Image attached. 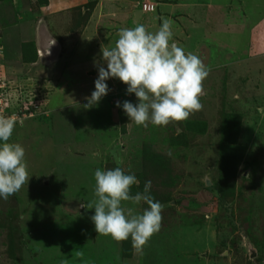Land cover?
Listing matches in <instances>:
<instances>
[{"label": "rangeland", "instance_id": "374dc122", "mask_svg": "<svg viewBox=\"0 0 264 264\" xmlns=\"http://www.w3.org/2000/svg\"><path fill=\"white\" fill-rule=\"evenodd\" d=\"M165 19L172 42L209 69L202 109L138 126L116 106L137 102L118 78L85 108L102 49L122 28L156 32ZM45 35L55 40L46 60L35 50ZM4 84L23 121L10 142L25 148L30 178L0 199V264H264V0H0V96ZM29 91L47 102L24 114ZM116 166L139 180L132 195L150 180L164 206L143 254L98 234L87 208L94 171ZM215 184L233 195L221 199Z\"/></svg>", "mask_w": 264, "mask_h": 264}, {"label": "clouds", "instance_id": "9594fccd", "mask_svg": "<svg viewBox=\"0 0 264 264\" xmlns=\"http://www.w3.org/2000/svg\"><path fill=\"white\" fill-rule=\"evenodd\" d=\"M172 41V22L167 19L156 32L148 31L142 24L122 28L115 46L102 49L106 67H98L94 91L86 98L84 107L98 106L110 91L106 81L118 78L127 86L126 94L134 93L137 102L117 101L116 106L138 126L147 127L149 123L167 126L200 111L203 81L209 69L196 54L185 52ZM54 43L53 39L49 47ZM18 124L22 125L23 121L15 115H0V199L3 200L19 192L30 178L25 148L10 142ZM94 179L97 199L87 208L94 209L91 220L95 231L117 242L131 239L133 248L143 254L149 240L160 231L163 219L164 206L152 196V182L146 181L143 191L132 195L131 188L139 180L122 167L97 168ZM123 202L133 205L143 202L148 207L136 212L134 208L123 207Z\"/></svg>", "mask_w": 264, "mask_h": 264}, {"label": "built area", "instance_id": "2783aa9c", "mask_svg": "<svg viewBox=\"0 0 264 264\" xmlns=\"http://www.w3.org/2000/svg\"><path fill=\"white\" fill-rule=\"evenodd\" d=\"M2 93L0 96V115H4V116H11V115H15L17 117V115L19 116L20 113H18L16 110L11 111L9 106H10V101H12V98H10L11 92L8 90V86L7 85H3L2 86ZM30 94L27 96H24V105H23V112L24 114H32L33 111H36L37 107H43L41 105H45L46 104V96H43L44 94H32L31 91H29ZM45 97V98H44ZM44 100V103L41 104V101ZM35 108H32V107Z\"/></svg>", "mask_w": 264, "mask_h": 264}, {"label": "crops", "instance_id": "0c3cea01", "mask_svg": "<svg viewBox=\"0 0 264 264\" xmlns=\"http://www.w3.org/2000/svg\"><path fill=\"white\" fill-rule=\"evenodd\" d=\"M26 1H28L29 3H31V0H26ZM63 1H65V3H66V6H67V4L69 3V0H63ZM71 1V0H70ZM79 1V0H78ZM11 2H12V4L13 5H15V3L16 2H20V0H11ZM76 2H77V0H76ZM33 3V2H32ZM62 6V5H61ZM111 6H112V4H111ZM114 6V5H113ZM115 8V7H114ZM136 14H137V16L139 15V13H136L135 12V16H134V19H135V21H136V19H137V17H136ZM140 19H141V15H140ZM33 29V28H32ZM36 29V28H35ZM34 29V30H35ZM33 30V31H34ZM38 30L41 32V33H43V34H47L48 33V31H45V30H43V29H40V28H38ZM39 31H37V33L40 35V32ZM88 30H86V33H88L87 32ZM35 32V31H34ZM46 36H48V35H45V36H43V37H46ZM85 37V36H84ZM83 37V38H84ZM83 38H81V39H83ZM53 42V38L51 37V35H49L48 37H46V43H45V45H44V41L41 39H38V40H36V52H37V57H39L40 55L39 54H42V57H44V54H46V55H48V56H45V60L46 59H48V57L50 56L49 54L52 52V48H53V44L49 47V45L51 44ZM48 47H49V49H48Z\"/></svg>", "mask_w": 264, "mask_h": 264}, {"label": "trees", "instance_id": "16d2710c", "mask_svg": "<svg viewBox=\"0 0 264 264\" xmlns=\"http://www.w3.org/2000/svg\"><path fill=\"white\" fill-rule=\"evenodd\" d=\"M38 2L41 4V3H47V0H38ZM8 90L10 91V88L8 87ZM11 92V91H10ZM40 118H43V117H40ZM226 146V145H225ZM223 161H226L224 159V155H223V159H222V165L221 167L223 166ZM117 167V166H116ZM115 168V167H114ZM228 175L226 174V177ZM209 190L215 192V194H217L218 197H220L221 199L223 197H227V196H232L233 195V188L232 187H229V189H222L219 185L215 184L213 186H209L208 187Z\"/></svg>", "mask_w": 264, "mask_h": 264}, {"label": "water", "instance_id": "95a60500", "mask_svg": "<svg viewBox=\"0 0 264 264\" xmlns=\"http://www.w3.org/2000/svg\"><path fill=\"white\" fill-rule=\"evenodd\" d=\"M136 13H140L139 11H137ZM136 16H137V14H136Z\"/></svg>", "mask_w": 264, "mask_h": 264}, {"label": "bare ground", "instance_id": "6f19581e", "mask_svg": "<svg viewBox=\"0 0 264 264\" xmlns=\"http://www.w3.org/2000/svg\"><path fill=\"white\" fill-rule=\"evenodd\" d=\"M102 8H105V7L102 6ZM106 12H107V11H106Z\"/></svg>", "mask_w": 264, "mask_h": 264}]
</instances>
